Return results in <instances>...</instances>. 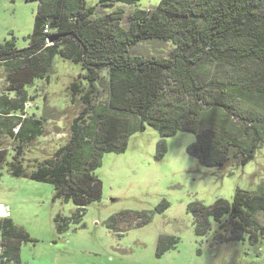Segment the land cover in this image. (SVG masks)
Returning <instances> with one entry per match:
<instances>
[{"label":"trees","instance_id":"trees-1","mask_svg":"<svg viewBox=\"0 0 264 264\" xmlns=\"http://www.w3.org/2000/svg\"><path fill=\"white\" fill-rule=\"evenodd\" d=\"M35 1L27 44L0 42L7 90L15 93L0 94V131L16 142L0 148V169L13 149L9 172L51 183L53 198L75 205L72 219L101 197L102 181L94 170L103 153L124 151L128 137L145 125L159 134L156 158L165 153L166 137L188 131L195 139L187 152L206 166L245 164L264 144V0H159L153 8L137 7L138 0ZM118 2L136 7L126 12L114 6ZM51 36L56 38L50 41ZM152 39L174 47L166 57L135 48ZM55 55L84 70L86 88L74 81L69 86L83 106L65 142L28 171L22 145L42 135L44 127L40 118L24 113L25 87L46 75ZM102 70L107 98L96 104ZM87 116L90 122L79 124ZM167 205L162 200L158 212ZM188 210L197 234L206 232L211 216L225 233H218L220 238L246 235L251 243L264 242V223L256 217L264 211V181L251 190L236 187L230 202L196 200ZM60 220L64 228L67 218ZM28 240L34 239L8 215L0 217V264H21L20 246ZM177 242V236L160 235L157 255Z\"/></svg>","mask_w":264,"mask_h":264},{"label":"rangeland","instance_id":"rangeland-1","mask_svg":"<svg viewBox=\"0 0 264 264\" xmlns=\"http://www.w3.org/2000/svg\"><path fill=\"white\" fill-rule=\"evenodd\" d=\"M97 1L86 0V4ZM158 1L138 0L136 6L153 8ZM114 6L123 7L126 12L136 7L119 2ZM36 11L35 0H0V42L13 40L17 47L25 46ZM173 47L170 41L159 39L141 41L135 46L147 55L164 57ZM83 72L80 64L55 55L46 75L26 85L24 113L40 118L44 127L42 135L22 145L20 157L26 170L53 156L68 138L69 126L83 106L69 86L74 81L84 90L87 82ZM106 74V70L100 73L102 78L93 98L96 104L106 101ZM7 84L5 67L0 64V94L13 97L15 93L7 90ZM88 118L79 124H88ZM194 139L192 132L177 131L166 137L165 153L156 158L159 134L145 125L128 137L124 151L103 153L94 170L102 181L101 197L89 203L77 219H72V201L53 198L51 183L9 172L6 163L14 154L9 149L7 161L0 169V205L4 210L0 217L8 215L34 239L22 242L20 263L264 264V242L251 243L246 235L242 240L220 238L219 224L211 216L206 232L197 234L194 217L188 210L189 203L196 200L205 205L217 198L230 202L236 187L251 190L264 181V144L245 164L228 161L206 166L187 152V145ZM14 144L1 130L0 148ZM162 200L168 205L158 212ZM256 217L264 223V211ZM60 218H67L64 228H59ZM160 235L177 236L178 242L157 255Z\"/></svg>","mask_w":264,"mask_h":264},{"label":"water","instance_id":"water-1","mask_svg":"<svg viewBox=\"0 0 264 264\" xmlns=\"http://www.w3.org/2000/svg\"><path fill=\"white\" fill-rule=\"evenodd\" d=\"M54 38H56V36H51L49 40L52 41Z\"/></svg>","mask_w":264,"mask_h":264},{"label":"bare ground","instance_id":"bare-ground-1","mask_svg":"<svg viewBox=\"0 0 264 264\" xmlns=\"http://www.w3.org/2000/svg\"><path fill=\"white\" fill-rule=\"evenodd\" d=\"M2 211H3V210H2V206H0V213H2Z\"/></svg>","mask_w":264,"mask_h":264},{"label":"built area","instance_id":"built-area-1","mask_svg":"<svg viewBox=\"0 0 264 264\" xmlns=\"http://www.w3.org/2000/svg\"><path fill=\"white\" fill-rule=\"evenodd\" d=\"M45 31H46V29H45ZM1 206V205H0ZM4 211V210H3Z\"/></svg>","mask_w":264,"mask_h":264}]
</instances>
